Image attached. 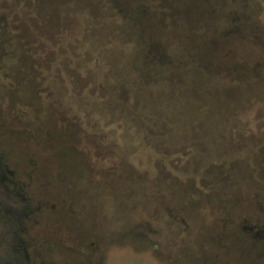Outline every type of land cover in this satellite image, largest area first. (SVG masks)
<instances>
[{
    "label": "rangeland",
    "instance_id": "1",
    "mask_svg": "<svg viewBox=\"0 0 264 264\" xmlns=\"http://www.w3.org/2000/svg\"><path fill=\"white\" fill-rule=\"evenodd\" d=\"M0 264H264V0H0Z\"/></svg>",
    "mask_w": 264,
    "mask_h": 264
},
{
    "label": "flooded vegetation",
    "instance_id": "2",
    "mask_svg": "<svg viewBox=\"0 0 264 264\" xmlns=\"http://www.w3.org/2000/svg\"><path fill=\"white\" fill-rule=\"evenodd\" d=\"M4 178V177H3ZM3 178H1V179H3Z\"/></svg>",
    "mask_w": 264,
    "mask_h": 264
}]
</instances>
